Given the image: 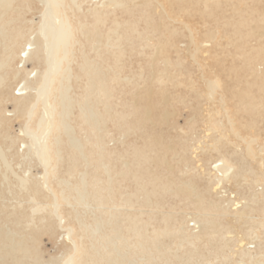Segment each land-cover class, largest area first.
I'll use <instances>...</instances> for the list:
<instances>
[{
	"label": "bare ground",
	"instance_id": "6f19581e",
	"mask_svg": "<svg viewBox=\"0 0 264 264\" xmlns=\"http://www.w3.org/2000/svg\"><path fill=\"white\" fill-rule=\"evenodd\" d=\"M14 1L0 0V87L8 77L5 70L12 65L21 40L27 36L24 35L26 28L23 31L11 27L14 13L10 12L9 21L4 17L14 8ZM45 1L47 7L36 31L37 39L32 42L26 37L27 45L32 48L22 49L20 62L34 60L40 65L44 61L46 66L32 80L31 74L23 78L26 86L20 90L25 91L15 99V108L21 117L33 119L32 126L27 128L33 137L31 144L26 145L27 155H37L44 164L50 165L49 173L54 177L58 166H64L54 194L56 209L39 215L41 223L51 220L48 214L63 220L65 214L62 216L59 207L67 206L66 220L75 222L74 228L78 229V241L70 237L75 255L59 264H254L250 250L242 249L244 238L238 239L242 249L239 261H226L220 247L209 251L206 247L212 241H220L222 248L221 239L226 231L220 229L217 218H225L229 212L225 206L229 200L221 199L227 185L241 181L264 185V171L248 167L240 155L242 151L245 156L255 154L257 163L264 168V154L256 153L252 141L240 134L244 130L253 135L259 119L264 118V70L259 68L264 64V3L258 0H106L84 14L80 12V0ZM228 5H232L233 13L228 11L230 7L226 10ZM158 7L162 8L161 13L157 12ZM222 31L228 39L227 47L234 45L235 50L226 51L224 46L221 53H211V47L219 44L216 40ZM81 35L86 37L89 51L85 48L88 45L79 38ZM185 38L194 44L196 54L192 58L202 72L204 83H199L192 72L194 64L190 65L182 53L184 47L180 45ZM251 39L256 43L244 51L245 43ZM92 51H96L95 56ZM213 69H217L215 73ZM218 69L227 79L220 80L222 86L218 79L212 81L209 77H218ZM32 84L35 92L31 89L34 93L29 94L27 86ZM77 88L81 90L79 95L74 92ZM40 99L45 112L41 111L35 118L34 110ZM179 103L191 111L190 126L194 121L203 123L205 138L210 142L198 139L197 147H192L179 137L175 144L178 147L169 144L163 130L165 126L177 127L175 117L180 109L175 111V106ZM230 135L241 138L246 146L234 142ZM111 141L116 147L114 144L110 147ZM228 144L240 150H230ZM190 148L194 149L197 162L203 161L201 155L213 157L199 165L206 179L201 187L190 175L180 178L175 172L178 179L172 177L174 165L169 163V154L175 157ZM161 167H165L166 173L159 171ZM21 183L26 184L27 180L22 177ZM258 190L250 197L241 193V198H233L232 207L238 221H254L257 216L253 213H260L257 228L264 229V190ZM29 191L33 201L40 188L35 183ZM209 191L220 199L209 200L206 196ZM167 195L179 201L194 198L192 202L196 203L197 211L193 220L197 226L190 228L189 220L176 218L174 203L177 202L168 207L162 202ZM260 202L259 208L254 206ZM45 208L46 204H38L33 211L44 212ZM34 215H27V225ZM37 220L38 217L34 219ZM50 224H46V229L54 223ZM36 228H28L36 231L33 235L24 228L31 234L28 236L20 230L18 241L14 239L16 230L4 233L0 229V258L10 257V263L26 264L25 258L28 260L32 245L37 243V234L41 235ZM247 232L248 237L251 233L255 237L263 233L254 228L251 233ZM262 248L260 251L264 254ZM196 258H201L200 262ZM216 258L220 260L215 263ZM39 260L35 253L33 263L48 264ZM256 260L264 264L262 259Z\"/></svg>",
	"mask_w": 264,
	"mask_h": 264
},
{
	"label": "rangeland",
	"instance_id": "374dc122",
	"mask_svg": "<svg viewBox=\"0 0 264 264\" xmlns=\"http://www.w3.org/2000/svg\"><path fill=\"white\" fill-rule=\"evenodd\" d=\"M28 1L26 0L25 2H23L21 0H15L13 2V6H12L14 8H11L10 11H8V13L4 15V17L7 18L6 21L7 20L9 21L10 19L14 18L15 21L10 24L11 27H16V28L19 27L22 30L23 29L25 30V28H26V30H25L26 32H24V35H27V36H24L23 40H21V42H20L21 44H19V48H17V50H16L17 57L15 55V57L13 59L14 60L13 63L11 62L12 65L10 64L11 66H9L10 69H9V67H7L8 70H5L6 72H4V73L8 77L5 76L6 77V80H5L6 83H5V85H2L0 87V120H1L0 121V124H1L0 125V229L2 231H4V233L10 232L11 230H16L18 233H16L14 239H16V241H18V239H19L18 236H19L21 231L26 236L31 235V234L33 235V234H35L34 232H36L35 230L32 231L33 227L35 229L36 227L39 226L41 229L36 228V230L39 229L38 230L39 234L41 233V235L42 234L43 235L41 236V235L37 234L38 239H36V242L38 244L34 241L32 242L33 244L36 243V244H34L35 246L38 245V247L37 246L36 247L38 248L39 252H38V250H36L37 248H34L35 246L32 245V247L33 246L34 247L33 248L31 247L32 251L27 256L28 260L25 258L26 264H35L32 261V256H35V253H37L38 256L40 257L39 261L41 263L47 262L48 264H59V263H61V260H63V259L67 260L68 258H70V256L75 255V253L73 252L75 250L71 247L72 241H71L70 237H73L76 241H78V238L76 237V233H77L78 229L74 228L75 222L73 223V221L66 220L67 219V213H68V207L67 206L59 207V212L62 214V216H63V214H65L63 216L64 217L63 220H61V219L57 220V219H59V216L56 217V215L51 214V215H53V217H51V215L48 214L50 216L49 218H51V220L48 218H46V219H48V221L45 219H44L45 221L42 220V223H44L43 226H45V227H43L42 225L41 226L39 225V224H42L40 219H39V215L41 214L40 216H42V215H44V213L47 215L48 212L45 210L53 211V208L56 209V207H54L55 205H53L56 203V199H54V194H56L57 190H58V179H59L60 175L64 174L63 173L64 166H58L59 168L57 169V176L54 177V176H52V174L49 173L50 165L47 164L48 165L47 166L46 164H44L39 158H37L38 157L37 155H32V154L27 155L28 151H27L26 145H28L30 142L33 141V137H30V136H32L31 130H28L27 128L32 126L33 119L28 121L25 117H21L19 114L18 108H15V99L20 97V94H22L25 91V89L20 90V88H23L26 86L25 82H23V78L26 77V75L31 74L30 80H32V78L36 74V72L37 71H43L45 69V66H46L44 61H42V63L40 65L37 64L36 61H34V60L20 62V54L22 53V49L25 46L27 48H30V47L32 48V45H27V40L30 38L33 42L34 38L37 39L36 36L38 33L36 31L39 28L40 23L42 22L43 13L47 7L45 0H30L29 2H31V4H29ZM80 1H81V7H80L81 11L80 12L85 14L86 11L88 12V10L91 9V7H94L95 5H100L102 1H106V0H80ZM258 1H260L261 4L264 3V0H258ZM27 4H29L30 6ZM26 6H28V7H26ZM17 7H19V8L17 9ZM229 7H230V9H229ZM226 8H227L226 10L229 9L228 11L231 10L230 13L231 12L233 13L232 5L231 6L228 5ZM21 9H23V11ZM228 11L226 12V14H228L227 16H230L231 14L229 15ZM10 12L12 14L14 13L13 14L14 16H12V18H11L12 14ZM157 12L161 13L162 8L158 7ZM18 17H19V19H18ZM118 17L122 18L121 16H118ZM19 20H20V23L22 25L19 23ZM14 24H16V25H14ZM10 25H9V27H10ZM199 28L200 27L198 26V30H199ZM196 34H197V31H196ZM223 34H224V31H222V33L220 35H218L220 37H217L218 39L216 40V42L219 43L220 46H218L219 44H217V45H214L213 47H211V50H210L211 53H214V52L221 53L224 46H225L224 50H226V51L232 50V52H233L235 50L234 45H230L229 47H227L228 46L227 45L228 39L223 37ZM26 37L28 39H26ZM79 38H81L85 42V44L88 45V47H85V48H86V50L88 48V51H89L90 45H89L88 41L85 39L86 37H84V35H81ZM223 39L226 41V44H224L225 41ZM218 40H222L223 43L221 41L219 42ZM255 43L256 42L253 39H251V41L248 40L245 43L246 44V47H245L246 50H244V51H247L249 46H254ZM180 46L184 47V52H182V53L186 54V55L185 54L184 55L187 57L188 63H190V65L194 64V68H192L193 69L192 72L194 73L195 77H197L199 83H204L203 82L204 78L202 77V72H201V70H198V68L196 66L197 64L194 62V60L192 58V55L196 54L194 44H192L189 40H186V38H185L184 42H182ZM33 47H35V45H33ZM218 47H219V50H218ZM212 48H214V49H212ZM27 50H29V49H27ZM0 51H1V48H0ZM95 52L96 51H92L93 55L91 53H90V55L95 56ZM227 64H228V61H227ZM259 68L264 70V64L260 65ZM18 70H19V72H18ZM126 70L128 72V68ZM215 70H217V69H215ZM215 70L213 69V72ZM216 73H218L219 76L215 77L214 75H210L209 76L210 80L215 81V79H218L219 83L222 86L223 82H220V80L226 81L227 79L224 77L225 76L224 74H221L219 72V69ZM7 78H9V79H7ZM32 85L27 86L28 87L27 92L29 91V94H31V92L32 93L35 92V90L33 89L35 87V85L34 84H32ZM202 87H204V86L202 85ZM77 89H79V90L75 89L74 92L79 95L81 90H80V88H77ZM175 89L176 88H174V89L172 88L171 90L175 91ZM180 90L182 91L183 88H180ZM180 90H179V92H180ZM177 92H178V90H177ZM184 92H185V90H184ZM41 101H42L41 99L38 101L36 109L34 110V113H35L34 117L36 116L35 118H37V116L40 114L41 111L45 112V109L42 106ZM177 108L180 109L178 112V115L175 117V120H177V122H178L177 123L178 128L175 127L173 129L172 126H170L171 128L169 126H168V128H167V126H165L166 130H165V128L163 130V132L165 134L162 133L165 135L166 139H168L167 141L170 142L169 144H172V145L178 147L175 144L177 143V139H179V137L182 140H186L189 143V145L192 147L193 146L197 147L198 139H201L204 142H210L209 138H205L207 136L206 135L207 132L205 131L206 128L203 125V123L199 121L197 124L194 121V123H193L194 126H195V124H197V126H195V130H194L193 126H192L193 124L191 126L188 124L189 118L192 117L191 113H190L191 111H189L188 108L186 109V107L184 105H182L181 103H179L175 106V111H177ZM263 113H264V111H263ZM76 115H77V113H74L73 117L74 116L76 117ZM196 118H197V116H196ZM3 120H5V121H3ZM184 127L186 128V131L183 130V129H185ZM196 127H197V129H196ZM183 132H184V134H183ZM240 134H241L242 138L244 137L245 139L252 141L251 145L254 148L256 153L264 154V118L263 117L261 119H259L258 125L255 126V131H254L253 135L252 134L251 135L246 134L244 130H241ZM187 136H188V139H187ZM230 137L234 138L233 139L234 142L238 141L241 144V146H243V147L246 146V142L243 141L241 138H236L235 136H231V135H230ZM114 138L117 139V136L115 135ZM169 138H170V141H169ZM113 144H114V142L111 141L110 142L111 148L113 147V146H111ZM119 146H120L119 143H117V147H119ZM182 146H183V148H185V145H182ZM114 147H116V144H114ZM228 147L230 150H234L235 148L238 149L237 147H234V145H231V144H228ZM193 150L194 149H192V148H190V150L189 149L188 150L186 149L185 151L183 150V152H185V154H183V152H180L181 155H177L175 157H173L171 154H169L168 160L170 158L169 163L171 165H174V166L177 165L178 166V167L172 166L171 172L173 173V175H172L173 178L178 179L179 176H180V178H186V176L190 175L191 178H193L195 181H197L201 187L206 182V179L202 177L203 176L202 175L203 174V168H201L199 165L202 163L206 164L207 160L209 158L213 159V157H211L209 154H206L207 156L201 155L202 156L201 159L204 158V159H206V161L204 162V159H203V161H201L202 163L197 162L198 158L195 157L196 153L193 154V152H194ZM238 150H240V148ZM182 155L184 156V158ZM240 155L242 156V160H244L246 162V165L248 167L249 166L254 167V168H256V170H259V172L264 171V168L261 169V167L257 163L258 157H256L255 154L245 156V152L242 151L240 153ZM176 157L178 159L180 157V160H178ZM184 159H188V162L186 161L184 163L183 162ZM188 163H189V166L187 167ZM185 167H187V168H185ZM205 168H207V166ZM180 170H182V171L180 172ZM188 170H190V172L187 173ZM159 171L162 174L166 173L165 167L159 168ZM175 172L178 174V175L176 174V176H178V177L175 176ZM181 173L183 175H181ZM22 177H24L27 180L26 184L21 183ZM31 183L32 184L36 183V185L40 188V192L36 193V199H33V201H32V198L30 197V191L28 192V188L29 187L31 188V186H32ZM129 184L130 183H128V185ZM255 188L257 190L260 188L258 191L261 192L262 189L264 190V185H259V186L256 184L248 185L246 182L241 181V183L239 182V183H232V185H230V184L227 185L226 190L228 192L226 190H224V191H226L225 192L226 194L224 195V193H221L222 194L221 199L229 200V201H226L227 203L225 202V206L228 207V209H229L227 216L225 215L224 216L225 218H223V216H222V218H221V216H219L221 219H218L219 217L218 218L216 217L220 223V225H219L220 229L221 230L223 229L222 230L223 232L226 231V233L224 232L225 235L223 236V240L221 239L222 244L220 243L222 245V248L219 245L220 241H218L217 243H216V241H212V243H209L206 248H207V250L208 249L211 250L215 246L217 248L220 247V249L223 250L222 252H225L226 261H230V262L239 261L240 260L239 255L242 252L240 250H242V249L248 250L249 249L251 252V257L253 259L255 258L254 264H258V263H256V261H257L256 259H262V262H264V260H263L264 254L261 253L262 247H263L262 249L264 250V229L263 228L261 229V227L257 228L258 227L257 223L259 221V220L257 221V219H259L258 214H260V213H258V212L253 213V214H255L254 217L257 216L255 218L256 220L254 219V221H257L255 224H254L253 220H252L253 222L251 220L238 221L237 217L234 214L235 211L233 213L234 208L232 207L233 206L232 205L233 200H234L233 198H237V199H239V197L241 198V195H242L241 193H243V195H247L250 197V195L254 194V192L256 190ZM42 189H43V191H42ZM231 192H235V193L231 194ZM206 196L208 198L210 197L209 200L220 199L219 197L214 195V193L211 191L206 193ZM170 197H171V199H170ZM177 199H176V197L174 198L173 196L167 195L162 202L165 201L164 205H167V207L169 205H173L174 202H177V203H174V205L176 204L175 205V210L177 212L176 218L177 219L185 218L186 221L189 220L188 222H190V228L197 226L195 224L196 221L193 220L194 218L196 219L195 212L197 211L196 203L192 202L194 198L190 199L189 201L188 200L187 201H185V200L179 201V199L178 200ZM38 204L39 205H45L46 204L47 209L45 208L44 212H42L43 211L42 210L39 213H37V212L34 213V211H33L34 207H36ZM177 204H179V205H177ZM258 204L254 203V206L255 207L257 206L259 208V206H261V202ZM176 206H177V208H176ZM245 208L247 209V206H245ZM14 212H16V213H14ZM216 212H217V214H220L219 212H221V211H219V212L216 211ZM14 214H16V215H14ZM30 214L32 216L34 214H36V215H34L33 221H34V219L36 220V217H38L37 222L34 221V223L36 222L34 224V226H33V221L30 222L29 225H27L28 223H27L26 217H27V215H30ZM229 214H231L232 217ZM233 214H234V217H233ZM22 215H25L24 221L22 219ZM14 216H16L17 219L21 218L20 219L21 221L18 220L20 223H16L17 219ZM226 217H228V219ZM51 221H52V223H54L53 224L54 227L48 226L49 229H46L47 228L46 224L47 225H48V223L50 224ZM38 222H39V224H37ZM188 222H186V224H188ZM177 223L181 224V222L179 220L177 221ZM30 224H31V226H30ZM50 225H52V224H50ZM250 225H254V226H250ZM245 227H247V231H249V233H251V230L253 228L256 230H259L260 232H263V233L260 237H255L256 235L252 234V233L250 234L251 236L249 235V237H248V236H245L246 233H248V232L243 230V229H246ZM24 228L27 229L26 231L29 233L31 231V234H28L27 232H25L23 230ZM28 228H32V229L31 230L29 229V231H28ZM50 228H52V229L50 230ZM6 229H8V230H6ZM44 229L47 231H45ZM73 229L75 230V233H74ZM1 230H0V232H1ZM40 230H44V232H40ZM195 230H197V229H195ZM228 231H231L233 233H231V232L228 233ZM242 238H244L245 244L242 245L244 247H242V249H241L239 241ZM255 238H257V239H255ZM238 239H240V240H238ZM259 239H261L260 242H259ZM236 241H238L239 243H237ZM255 245H256V247H254ZM246 247H247V249H246ZM249 247H251V248H249ZM205 254H208V252L205 251ZM214 257H216V256H214ZM257 257H259V258H257ZM260 257H262V258H260ZM11 259L12 258H10V257L0 258V264H14V262L10 263ZM13 259H15L14 256H13ZM200 259L201 258H196V261L200 262ZM219 260L220 259L216 258L214 261L216 263ZM36 264H38V263H36ZM232 264H234V262ZM261 264H263V263H261Z\"/></svg>",
	"mask_w": 264,
	"mask_h": 264
}]
</instances>
